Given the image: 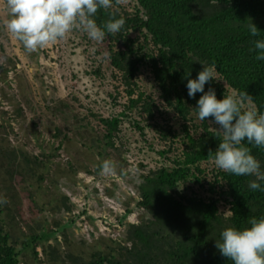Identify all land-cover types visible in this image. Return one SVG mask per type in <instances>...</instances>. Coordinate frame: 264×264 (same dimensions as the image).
Masks as SVG:
<instances>
[{"label":"trees","instance_id":"trees-1","mask_svg":"<svg viewBox=\"0 0 264 264\" xmlns=\"http://www.w3.org/2000/svg\"><path fill=\"white\" fill-rule=\"evenodd\" d=\"M131 1L125 7L98 9L95 19L99 25L110 15L123 18L120 32L104 40L115 83L110 99L113 94L115 100L125 97L126 112L121 116L129 118L137 112L148 122L146 130L140 121L130 119L144 144L152 131L163 145L160 150L153 144L145 146L155 148L161 161L138 183L137 209L143 208L150 219L145 225L131 226L128 241L132 246L125 247V259L99 251L90 254V259L72 257V264H231L220 255L215 240L226 227L243 229L249 219L264 217V181H260L262 190L252 191L247 183L253 177L235 176L215 167L222 134L212 117L197 118L194 108L202 93L189 98L184 77L190 72L188 78L195 79L202 70L200 63L215 64L219 80L206 83L205 91L213 88L217 99L247 93L257 110L264 112V61L249 51L254 40L264 39V0ZM251 22L258 28L255 37L248 31ZM142 78L153 81L159 98L143 91ZM119 115L102 120L107 128L104 139L112 142V148L122 133ZM157 115L160 120H154ZM174 121L179 125H173ZM242 143L264 171V147ZM4 154L0 149V169L6 166V174L11 170L16 184L29 182L27 173L37 166L36 159L23 154L20 159L12 151ZM1 208L0 264H20L27 248L38 257L36 248L49 239L48 233L27 236L18 251L11 244Z\"/></svg>","mask_w":264,"mask_h":264},{"label":"rangeland","instance_id":"rangeland-1","mask_svg":"<svg viewBox=\"0 0 264 264\" xmlns=\"http://www.w3.org/2000/svg\"><path fill=\"white\" fill-rule=\"evenodd\" d=\"M131 4L112 0L113 9ZM8 19L0 0V149L3 157L16 152L20 159H36L37 166L21 184L13 182L11 170L6 174V166L0 169V198L7 200L1 210L18 251L27 236L43 237L44 231L50 236L38 244V257L30 248L22 251L20 264H72V257L90 259L99 251L125 259L131 226L150 219L137 209L138 183L159 165L154 153L163 145L152 131L144 144L130 119L146 130L148 122L137 112L121 116L125 97L110 99L115 83L104 41L73 29L64 39L27 52L7 31ZM149 80L141 79L143 91L159 98ZM119 113L122 133L112 148L102 120ZM152 144L154 151L145 148ZM106 159L114 164L111 174L101 173Z\"/></svg>","mask_w":264,"mask_h":264},{"label":"clouds","instance_id":"clouds-1","mask_svg":"<svg viewBox=\"0 0 264 264\" xmlns=\"http://www.w3.org/2000/svg\"><path fill=\"white\" fill-rule=\"evenodd\" d=\"M9 19L5 22L7 31L27 52L43 49L66 34L78 29L95 42H103L106 36L120 32L124 25L123 18L109 19L102 24L96 22L98 9H109L112 0H4ZM252 37L258 35V28L252 22L247 26ZM255 59L264 61V39L253 42ZM199 62V61H198ZM200 63V62H199ZM202 65L195 79L185 74L187 95L193 98L202 93L196 101L197 118L204 121L212 117L222 134L215 150L214 165L235 176H250L247 187L252 191L262 190L260 181H264V171L260 162L250 154L242 142L254 147H264V112H259L253 99L247 93H232L217 99L216 92L205 85L216 81L218 73L215 64ZM102 174H111L114 164L104 160L100 165ZM7 200L0 198V205ZM248 227L237 229L226 227L215 240V247L221 256L231 264H264V217H253L248 220Z\"/></svg>","mask_w":264,"mask_h":264}]
</instances>
